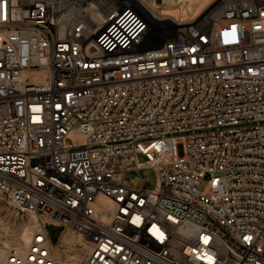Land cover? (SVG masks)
Here are the masks:
<instances>
[{"label":"built area","instance_id":"built-area-1","mask_svg":"<svg viewBox=\"0 0 264 264\" xmlns=\"http://www.w3.org/2000/svg\"><path fill=\"white\" fill-rule=\"evenodd\" d=\"M164 6L0 0L3 264H264V0Z\"/></svg>","mask_w":264,"mask_h":264},{"label":"bare ground","instance_id":"bare-ground-1","mask_svg":"<svg viewBox=\"0 0 264 264\" xmlns=\"http://www.w3.org/2000/svg\"><path fill=\"white\" fill-rule=\"evenodd\" d=\"M141 1L145 5H148L150 7L151 6L160 7L161 5H165L164 7L166 8V11L170 14L172 18L182 17L181 21H186V18L188 17V12L190 13L194 12L195 11L194 9H196L197 6L206 7L210 3H212L214 0H180V1H177V0H160V1L141 0ZM93 4H94L93 7L95 9L91 12V21L93 23V26H96L98 28H101V27L109 28L111 24L107 22L105 15L101 12V7H102L101 2L93 3ZM35 221H36V218L34 217L32 222H35ZM30 230H31V221L30 223L26 224V226H24L23 234L19 236V242L29 237ZM65 238L66 239H63L62 242H65L68 239L80 240L79 237H76L74 235L67 236ZM6 243L7 242H4V245H0V264H3V259L5 256V249H6V246L8 245ZM54 248L56 249L57 247L54 246Z\"/></svg>","mask_w":264,"mask_h":264},{"label":"rangeland","instance_id":"rangeland-1","mask_svg":"<svg viewBox=\"0 0 264 264\" xmlns=\"http://www.w3.org/2000/svg\"><path fill=\"white\" fill-rule=\"evenodd\" d=\"M210 4L206 7L197 6V8L194 9L195 11L192 12L193 14L188 12L186 22H189L194 16H197L202 11L210 7ZM140 174L148 179L145 183V188L153 189L156 184V175L154 171L152 169H144L140 171ZM205 185L206 181H204L201 185V189H204ZM32 220L33 217L30 215H17L16 209L11 202L0 199V245H4V242H7L6 244H10L19 240V236L23 234L24 226L30 223V221L33 223Z\"/></svg>","mask_w":264,"mask_h":264}]
</instances>
